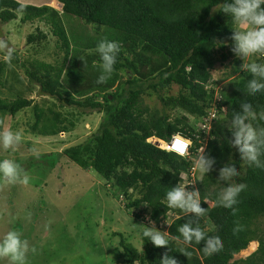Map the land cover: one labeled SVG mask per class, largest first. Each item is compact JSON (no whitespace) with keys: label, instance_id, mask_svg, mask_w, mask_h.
<instances>
[{"label":"trees","instance_id":"16d2710c","mask_svg":"<svg viewBox=\"0 0 264 264\" xmlns=\"http://www.w3.org/2000/svg\"><path fill=\"white\" fill-rule=\"evenodd\" d=\"M55 1L62 4L61 11L48 5ZM46 2L36 7L0 0V25L14 20L21 25L41 23L55 39L58 50L53 53L58 58L54 64L28 62L19 57V52H15L11 64L0 60V130H4L6 118L14 120L24 114L15 127L8 129L20 130L30 139L53 140L73 134L71 138L78 143L60 153L39 156L45 163L28 160L24 171L42 168L44 177L60 182L63 189L67 188L68 176L75 175V192L71 195L87 197L99 184L104 196L98 200L108 217L96 225H102L108 234L103 257L108 253L109 262L160 264L163 255L169 254L178 264H264V170L243 162L228 141L233 113L245 101L264 107V94L253 96L247 92L251 74L240 69L243 62L232 51L231 37L238 25L220 12L224 0ZM47 37L36 28L35 34L25 36V43L38 47ZM104 37L119 41L121 52L111 78L97 84L100 58L95 48ZM229 59L233 70L228 76L234 80L228 89L219 92L218 101L213 89L205 87L215 64ZM258 60L264 62V57ZM19 71L26 77L19 76ZM173 86L178 88L175 95L170 94ZM32 88H38V97L48 98L51 106L43 108L25 98ZM150 95L161 103L160 113L144 106L142 96ZM53 102L59 108L76 110L78 117L99 115L98 128L80 138L74 132L76 120L63 117ZM174 111L184 116L171 119L169 114ZM198 123L207 125V138L204 130L195 129ZM176 134L191 140L188 159L160 149L165 148L162 142ZM26 147L33 150L30 143ZM199 148L216 160L213 170L200 179L191 172ZM229 161L238 164L237 182L247 186L240 194L235 214L216 204L223 186V182L221 186L217 183L219 168ZM179 182L188 185L189 190L200 191L201 206L207 211L199 224L210 235L222 238L219 252L206 256L202 244H185L180 238L178 229L191 217L168 207L165 198ZM109 199L115 202L116 211L110 202L106 204ZM117 207L121 212L114 219ZM170 214L176 217L167 229L169 249L142 238L145 226L169 220ZM93 227V221L85 222V229ZM136 233L140 235V249L131 242ZM84 242L91 243L87 238ZM252 242L258 244L253 254L233 260ZM184 250L190 254L181 253Z\"/></svg>","mask_w":264,"mask_h":264},{"label":"rangeland","instance_id":"374dc122","mask_svg":"<svg viewBox=\"0 0 264 264\" xmlns=\"http://www.w3.org/2000/svg\"><path fill=\"white\" fill-rule=\"evenodd\" d=\"M24 5L41 6L46 4V0H15ZM53 3V2H52ZM50 7L60 10V7L56 4H48ZM14 20L7 24L0 25V38L6 39L10 46L15 49V52H19V57L28 62L34 60L45 62L48 64H54L58 60L53 55L54 51L58 53L56 49V41L49 35L48 28H45L41 23L34 24H19V21ZM36 28H40L43 32L48 34L47 40L42 42L38 47H32L26 45L25 36L29 34H35ZM237 28L244 29L245 25H238ZM4 51L0 50V60H4ZM259 57H256L258 59ZM253 57H249L248 61H251ZM242 62L243 59L241 58ZM245 61V62H248ZM233 70V64L231 59L223 64L218 61L213 70L211 71V80L206 85L205 89H213L214 98L220 99L219 92L226 90L232 84V77L228 74ZM19 76L26 77L22 72H18ZM229 80L231 82L227 83ZM23 90V89H21ZM32 93L24 95L25 98L33 99L35 104L40 107L47 108L51 106L48 98L38 97V88H32ZM7 96L8 92L4 90ZM178 92V88L173 86L171 88V95H175ZM31 94V95H30ZM221 100V99H220ZM142 102L144 106H148L152 110L159 113L162 110L161 103L154 95L150 97L142 96ZM56 105L55 110L60 111L63 117L72 120H76L75 125L78 126L74 129L76 134L88 136L92 134L97 128L100 121V116L92 114L90 116H79L76 110L69 108H59L58 103L53 102ZM31 111V109H30ZM170 118L184 116L180 111L171 112ZM24 114H20L12 120L11 118L5 119L4 130H8L10 126H16V122H20L21 118H24ZM189 120L190 117L187 116ZM83 126V127H80ZM197 127V126H196ZM195 127V128H196ZM79 129V130H78ZM72 135H61L58 139L44 140V139H30L22 137V141L16 146L15 150H11V154H8L2 147H0V157H6V159L15 160L22 168L26 166L28 160H33L39 164L45 163L38 159L41 155L60 153L64 148L77 144ZM79 140V139H78ZM30 143L33 150L29 151L26 144ZM165 146V144H163ZM8 154L9 156H7ZM59 168L60 165L57 164ZM63 169V168H61ZM64 173V172H63ZM30 177L28 184L17 183L15 185H9L0 181V239L10 230H16L21 234L22 239H27L31 248H35V251H29L27 264H123V260L118 262H109L106 258L108 253L103 257L104 240L107 238L105 228L101 225L97 228V224H100L105 217H108L106 212L102 210V206L99 203L98 198L103 195V191L99 189V184L95 188H91L89 196L71 195L75 192L72 187L74 183L75 175L68 176L65 185L66 189H63V184L54 181L52 178L44 177V171L42 168L31 169V172L27 173ZM199 179L202 174L196 170V174ZM81 179V178H80ZM47 183V186L46 184ZM62 185V186H61ZM13 186V187H12ZM114 205V201L109 199L106 202L108 205ZM210 205V204H208ZM211 206V205H210ZM118 209V207H117ZM116 211V208L113 209ZM121 212L118 209V213L114 212L113 218L116 219L117 215ZM169 220H164L161 223L153 224L149 223L148 226H155L161 231H167L170 221L176 216L170 214ZM112 218V217H110ZM109 218V220H110ZM112 218V219H113ZM93 221L94 227L90 230L85 229L86 221ZM117 226L115 222L112 223ZM97 228V229H96ZM167 235V233H166ZM83 238V239H82ZM87 238L91 243L86 244L84 242ZM133 245L138 249L141 248V239L139 233H136L131 240ZM104 243V244H103ZM252 249L247 248L244 252H240L234 256L233 260H240L249 257L253 254L258 244L254 242ZM50 250V252H47ZM53 251V252H51ZM0 264H8L6 258H0Z\"/></svg>","mask_w":264,"mask_h":264},{"label":"clouds","instance_id":"9594fccd","mask_svg":"<svg viewBox=\"0 0 264 264\" xmlns=\"http://www.w3.org/2000/svg\"><path fill=\"white\" fill-rule=\"evenodd\" d=\"M220 12L231 16L237 25L246 26L244 29H234L231 37L234 42L232 51L237 58L243 59V63L239 66L240 69L247 70L251 74V78L247 81L248 94L253 96L264 94V62L256 59V57H264V0H224ZM0 50L4 51L5 62L11 64L15 59V49L6 39L0 38ZM95 51L100 58V74L96 82L103 84L111 78L114 72V65L121 52V44L117 40L104 37L96 44ZM249 57L253 59L248 61ZM229 82L231 80L227 83ZM196 126L197 131L203 130L201 123ZM228 133L230 134L228 141L231 147L237 150L240 159L250 167L254 166L264 170V107L254 106L251 101L243 102L240 110L235 111L231 117ZM204 134L207 138L208 131H204ZM22 137L23 133L20 130H0V147L14 151L21 143ZM164 143L165 148L162 150L182 159L190 157L192 144L190 139L176 134ZM193 164L192 174L197 170L200 174L207 175L213 170L216 160L205 154L203 148H199L197 155L193 158ZM239 177L238 164L233 161L219 168L217 183L221 186L223 182V186L217 194L216 204L231 209L233 214L237 211L235 206L239 203L240 194L247 187L245 183L237 182ZM29 180L28 174L16 161L0 160V181L15 185L17 183L28 184ZM187 186L179 182L171 187L165 196L167 206L180 209L191 217L178 229L184 243L202 244L201 251L204 255L210 256L222 250L223 240L219 235H210L200 226V218L205 216L207 209L201 206L200 191L195 188L189 190ZM237 230L234 229V231ZM166 233L167 231H161L153 225L145 226L141 235L156 247L168 248L169 239ZM30 250L34 252L35 248L30 249L28 240L22 239L21 234L16 230L8 231L0 239V258H6L8 264H27ZM181 253L186 256L190 254L187 250ZM160 264H178V261L172 255L165 254L160 259Z\"/></svg>","mask_w":264,"mask_h":264},{"label":"bare ground","instance_id":"6f19581e","mask_svg":"<svg viewBox=\"0 0 264 264\" xmlns=\"http://www.w3.org/2000/svg\"><path fill=\"white\" fill-rule=\"evenodd\" d=\"M150 139H151V138H150ZM154 139H156V138H154ZM156 140H158V139H156ZM160 142H162V141H160ZM162 143L165 144L164 142H162ZM160 149H164V148H160ZM254 246H255V245H254V242H252V243L249 244L248 248H249V249H252ZM242 252H244V251H242Z\"/></svg>","mask_w":264,"mask_h":264},{"label":"built area","instance_id":"2783aa9c","mask_svg":"<svg viewBox=\"0 0 264 264\" xmlns=\"http://www.w3.org/2000/svg\"><path fill=\"white\" fill-rule=\"evenodd\" d=\"M201 128H202L205 132L208 131V127H207V125H202Z\"/></svg>","mask_w":264,"mask_h":264},{"label":"water","instance_id":"95a60500","mask_svg":"<svg viewBox=\"0 0 264 264\" xmlns=\"http://www.w3.org/2000/svg\"><path fill=\"white\" fill-rule=\"evenodd\" d=\"M58 4V6L60 7V10L62 9V4H59V3H57Z\"/></svg>","mask_w":264,"mask_h":264}]
</instances>
